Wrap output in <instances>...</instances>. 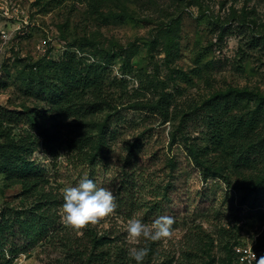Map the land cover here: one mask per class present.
I'll return each mask as SVG.
<instances>
[{"label": "rangeland", "instance_id": "rangeland-1", "mask_svg": "<svg viewBox=\"0 0 264 264\" xmlns=\"http://www.w3.org/2000/svg\"><path fill=\"white\" fill-rule=\"evenodd\" d=\"M0 30L9 35L0 36V117L18 133L22 127L13 116L20 114L22 126L35 133L26 157L53 191L63 193L85 173L109 188L117 207L93 225L109 228L124 246L134 242L125 228L130 218L140 216L151 226L156 217L170 215L172 235L161 243L176 253L199 224L202 243L207 233L213 239L215 264L225 255L215 233L219 226L264 259V0H0ZM66 51L99 68L100 88L115 106L75 109L84 129L73 134L88 131L92 145L106 124L92 164L68 150L71 117L40 96L33 82L39 79L37 63L47 74L50 60ZM215 96L236 103L231 112L255 119L249 135L260 138L252 148L210 151L203 108ZM38 108L48 110L42 119L47 131L27 121ZM202 149L209 153L203 156ZM20 190L19 184L7 187L0 173V208L16 203ZM62 205L59 219L80 233L81 226L64 220ZM53 246L39 242L11 264L61 259Z\"/></svg>", "mask_w": 264, "mask_h": 264}, {"label": "trees", "instance_id": "trees-1", "mask_svg": "<svg viewBox=\"0 0 264 264\" xmlns=\"http://www.w3.org/2000/svg\"><path fill=\"white\" fill-rule=\"evenodd\" d=\"M65 55L58 61L50 60L51 72L47 74L37 67V63L34 71L39 79L33 82L38 87L40 96L59 104V109L71 117L67 122L64 141L68 150L75 152L79 159L92 164L98 156L101 144L104 145L102 135L105 132L103 128L105 123L100 124L98 128L100 134L98 133L95 144L92 145L93 140L88 131L73 134V131L80 127L84 129L82 115L79 117L75 109L85 111L87 107H94L93 104L96 103L98 110H102L103 105L109 106L110 101L106 99L105 91L100 88L99 84L103 77L99 68L94 63H83L75 52L66 51ZM31 71L29 73L33 72ZM235 104L230 101L224 103L219 96L204 104L203 110L211 127L213 147L210 151L217 152L218 147L229 152H236L235 148L238 150L243 147L252 148L257 137L260 138L249 135L255 120L252 116H244L242 112L239 114L231 112ZM114 107L112 103L109 109ZM46 111L48 110L32 109L27 114V121L36 130L40 128L47 131L50 126L42 121ZM109 113L104 120L108 118ZM164 113L169 117L168 105ZM179 113L181 109L175 110L170 118H176ZM13 117L22 127L18 133L14 131V126L5 124L6 121L0 117V173L4 174L7 187L19 184L21 190L16 203L5 204L0 208V264H11L20 253L38 245L39 242L45 246L54 245L53 247L62 255L61 259L55 257L45 264H135L128 255V250L136 246L149 248L143 264H215L216 259L210 253L213 239L207 233L206 240L204 239L202 243V226L199 224L196 225L197 232L186 237V242L180 246L181 250L178 253L175 249L162 245L161 240L148 241L145 245L141 238L139 244L133 242V246L130 244L131 247L124 246L125 241L119 242L118 236L109 228L101 230L91 222L81 226L80 233L67 223L64 224L59 219L63 193L59 190L53 191L48 178L26 157L37 141L35 133L31 132L29 127L22 126V115L17 114ZM89 143L92 149L85 150L84 146ZM208 153L207 149H202L203 156ZM213 155L217 159H222L220 153ZM215 233L219 236L220 249L225 254L219 258L218 263L232 264L235 256L233 245L236 242L226 237L230 232L222 226L217 227Z\"/></svg>", "mask_w": 264, "mask_h": 264}, {"label": "clouds", "instance_id": "clouds-1", "mask_svg": "<svg viewBox=\"0 0 264 264\" xmlns=\"http://www.w3.org/2000/svg\"><path fill=\"white\" fill-rule=\"evenodd\" d=\"M136 86H139V81H136ZM39 151L44 154L40 149ZM63 201L64 220L73 226L96 223L100 218L113 213L117 207L113 192L107 187L98 186L87 173L74 185L64 188ZM174 222L173 216L161 215L149 226L142 217L134 216L128 220L125 228L132 241L139 244L140 239L143 238L146 245L148 241L170 237ZM148 252L147 246H136L129 248L128 255L135 264H143ZM259 264H264V259H259Z\"/></svg>", "mask_w": 264, "mask_h": 264}, {"label": "built area", "instance_id": "built-area-1", "mask_svg": "<svg viewBox=\"0 0 264 264\" xmlns=\"http://www.w3.org/2000/svg\"><path fill=\"white\" fill-rule=\"evenodd\" d=\"M0 36L6 40L9 35L5 30H0ZM233 251L235 256L232 264H257L261 259V253L252 244H234Z\"/></svg>", "mask_w": 264, "mask_h": 264}]
</instances>
